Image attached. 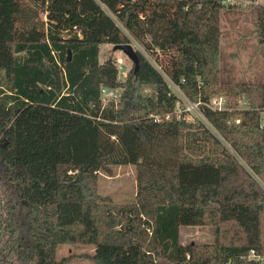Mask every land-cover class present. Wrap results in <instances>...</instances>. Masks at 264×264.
<instances>
[{
    "label": "trees",
    "instance_id": "1",
    "mask_svg": "<svg viewBox=\"0 0 264 264\" xmlns=\"http://www.w3.org/2000/svg\"><path fill=\"white\" fill-rule=\"evenodd\" d=\"M223 7L233 6L0 0V264H62L67 243L93 245L94 264H264V82L221 80ZM253 13L264 44V5ZM115 20L149 53L171 51L164 73L202 118L176 113L162 73L142 76L138 50L123 80L101 59L103 44L130 42ZM103 87L119 98L104 103ZM215 94L225 109L205 104ZM127 165L134 201H105L98 174ZM203 224L212 243L180 242L181 226Z\"/></svg>",
    "mask_w": 264,
    "mask_h": 264
},
{
    "label": "rangeland",
    "instance_id": "2",
    "mask_svg": "<svg viewBox=\"0 0 264 264\" xmlns=\"http://www.w3.org/2000/svg\"><path fill=\"white\" fill-rule=\"evenodd\" d=\"M252 6L235 5L233 7H223L220 10V52L218 66L222 81L232 82H264V44L259 43L254 32L255 14L254 6L264 5V0H251ZM116 21V20H115ZM136 50L148 59L150 66L142 71V76H146L152 68L162 73L165 78L164 66L172 65L173 56L171 51L162 53L157 49L147 51L142 45L134 40L128 32L116 21ZM110 55L117 64L119 79H125L129 70L132 69V61L121 51L112 50L111 44H103L100 47L101 59ZM173 91L178 93L176 87ZM223 96L227 102V97L222 94H215L212 97ZM244 100V99H239ZM238 101V106L240 103ZM107 103L108 100H103ZM180 100L176 104V113L184 114L186 120L192 121L196 118L197 112L190 111L188 114L182 112L185 105ZM226 107V106H225ZM241 107V106H240ZM261 121L264 126V111H261ZM3 190V189H2ZM97 191L99 195L111 203H129L135 199L136 183L134 167L114 166L109 173L100 172L98 174ZM3 192H0V196ZM142 219H145L142 217ZM148 233L151 227H147ZM215 227L210 224L203 225H183L179 228L180 242L185 245L190 242L196 244H210L215 239ZM94 246L83 243L60 244L56 249V257L62 260V264H94Z\"/></svg>",
    "mask_w": 264,
    "mask_h": 264
},
{
    "label": "built area",
    "instance_id": "3",
    "mask_svg": "<svg viewBox=\"0 0 264 264\" xmlns=\"http://www.w3.org/2000/svg\"><path fill=\"white\" fill-rule=\"evenodd\" d=\"M218 2H220L221 4L225 5V6H235V5H248V4H252L253 1L251 0H216ZM166 82L168 83L169 87L172 89V91L174 90L173 89V86L176 87L177 91L179 92V96H178V93H176L175 91H173L175 93V95L177 96V103L182 100L185 105V107H183V111L184 113L188 114L190 111H195L197 112V117L198 118H202V114L199 110V103L198 102H192L190 101L188 98H186V96L180 91V89L175 85L173 84L165 75V78ZM120 89H114V88H106V87H103L101 88V97H102V100H117L119 98V95H120ZM240 103V106L243 108V107H246L247 106V103L246 101L244 100H240L239 101ZM209 108L213 109V110H222V109H225V106H226V100L223 96H217V97H212L208 103H205ZM182 114V113H179V115ZM168 117V116H166ZM185 118V117H184ZM159 119V116H155L154 117V120H158ZM261 126H263L262 124V121H261ZM256 180L258 181V183L260 184V186L263 188L264 190V182L260 179H258L257 177H255ZM149 228V227H148ZM249 258H256V259H259V257H256V255L254 254V251H251L250 252V255H249Z\"/></svg>",
    "mask_w": 264,
    "mask_h": 264
},
{
    "label": "water",
    "instance_id": "4",
    "mask_svg": "<svg viewBox=\"0 0 264 264\" xmlns=\"http://www.w3.org/2000/svg\"><path fill=\"white\" fill-rule=\"evenodd\" d=\"M112 50H119L124 53L133 63V72L136 74L140 68V58L139 55L131 43H119L112 46ZM69 60V52L68 58Z\"/></svg>",
    "mask_w": 264,
    "mask_h": 264
}]
</instances>
